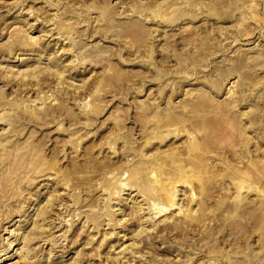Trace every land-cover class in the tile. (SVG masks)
<instances>
[{"label": "rangeland", "instance_id": "1", "mask_svg": "<svg viewBox=\"0 0 264 264\" xmlns=\"http://www.w3.org/2000/svg\"><path fill=\"white\" fill-rule=\"evenodd\" d=\"M0 264H264V0H0Z\"/></svg>", "mask_w": 264, "mask_h": 264}]
</instances>
